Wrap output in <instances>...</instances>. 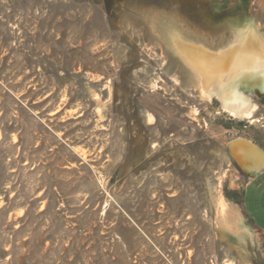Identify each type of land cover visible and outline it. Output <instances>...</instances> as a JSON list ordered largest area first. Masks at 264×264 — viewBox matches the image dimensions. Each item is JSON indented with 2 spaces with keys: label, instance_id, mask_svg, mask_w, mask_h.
Instances as JSON below:
<instances>
[{
  "label": "rangeland",
  "instance_id": "rangeland-1",
  "mask_svg": "<svg viewBox=\"0 0 264 264\" xmlns=\"http://www.w3.org/2000/svg\"><path fill=\"white\" fill-rule=\"evenodd\" d=\"M238 1L0 0V264H264L227 148L264 150V99L254 123L203 100L174 41L264 36Z\"/></svg>",
  "mask_w": 264,
  "mask_h": 264
},
{
  "label": "bare ground",
  "instance_id": "bare-ground-1",
  "mask_svg": "<svg viewBox=\"0 0 264 264\" xmlns=\"http://www.w3.org/2000/svg\"><path fill=\"white\" fill-rule=\"evenodd\" d=\"M174 41L178 54L198 82L195 88L201 98L210 102L217 100L230 116L254 123L259 103L243 86L259 84L264 89V36L251 28L245 43H234L220 52L187 44L179 38ZM227 148L244 171L254 173L264 169V150L251 140L238 137L231 140ZM224 214L223 222L230 230L252 237L253 231L244 223L240 209L225 206Z\"/></svg>",
  "mask_w": 264,
  "mask_h": 264
},
{
  "label": "crops",
  "instance_id": "crops-1",
  "mask_svg": "<svg viewBox=\"0 0 264 264\" xmlns=\"http://www.w3.org/2000/svg\"><path fill=\"white\" fill-rule=\"evenodd\" d=\"M242 203L247 219L264 235V169L247 177Z\"/></svg>",
  "mask_w": 264,
  "mask_h": 264
},
{
  "label": "water",
  "instance_id": "water-1",
  "mask_svg": "<svg viewBox=\"0 0 264 264\" xmlns=\"http://www.w3.org/2000/svg\"><path fill=\"white\" fill-rule=\"evenodd\" d=\"M243 90L245 91V92H251V91H253V92H255V94L259 97V98H261L262 96H264V89L262 88V86H260L259 84H252V83H250V84H246V85H244L243 86ZM236 164H237V166L243 171V173L246 175V176H251V175H253V174H255V173H257V172H260L261 170H257V171H255L254 173H249V172H246V171H244L243 169H242V167L238 164V162H236ZM263 170V169H262Z\"/></svg>",
  "mask_w": 264,
  "mask_h": 264
},
{
  "label": "flooded vegetation",
  "instance_id": "flooded-vegetation-1",
  "mask_svg": "<svg viewBox=\"0 0 264 264\" xmlns=\"http://www.w3.org/2000/svg\"><path fill=\"white\" fill-rule=\"evenodd\" d=\"M238 5H239V6L244 5L243 0L238 1ZM252 92H253V91H251V93H252ZM253 95H254V97H255L256 99H258V100H262V99H264V96H262L261 98H259V97L255 94V92H253Z\"/></svg>",
  "mask_w": 264,
  "mask_h": 264
},
{
  "label": "trees",
  "instance_id": "trees-1",
  "mask_svg": "<svg viewBox=\"0 0 264 264\" xmlns=\"http://www.w3.org/2000/svg\"><path fill=\"white\" fill-rule=\"evenodd\" d=\"M2 176H3L2 170L0 169V187L2 186V183L5 182V180H4V178Z\"/></svg>",
  "mask_w": 264,
  "mask_h": 264
}]
</instances>
